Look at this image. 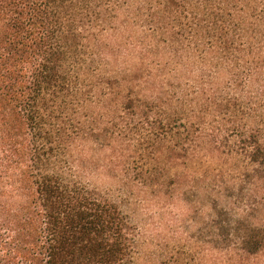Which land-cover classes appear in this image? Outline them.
Returning <instances> with one entry per match:
<instances>
[{
  "label": "trees",
  "instance_id": "obj_1",
  "mask_svg": "<svg viewBox=\"0 0 264 264\" xmlns=\"http://www.w3.org/2000/svg\"><path fill=\"white\" fill-rule=\"evenodd\" d=\"M88 146L201 197L174 264H264V0H0V264L136 263Z\"/></svg>",
  "mask_w": 264,
  "mask_h": 264
},
{
  "label": "rangeland",
  "instance_id": "obj_2",
  "mask_svg": "<svg viewBox=\"0 0 264 264\" xmlns=\"http://www.w3.org/2000/svg\"><path fill=\"white\" fill-rule=\"evenodd\" d=\"M96 147V146H94ZM88 146L77 176L116 199L139 229L135 264L190 263L201 255L196 235L203 226L206 206L195 198L190 183L148 184L134 172L118 173L101 150ZM108 152V151H106ZM82 164V165H81ZM185 258V259H183Z\"/></svg>",
  "mask_w": 264,
  "mask_h": 264
}]
</instances>
